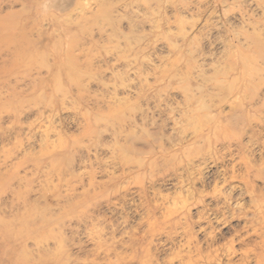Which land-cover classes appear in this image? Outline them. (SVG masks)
Returning a JSON list of instances; mask_svg holds the SVG:
<instances>
[{"label":"rangeland","instance_id":"obj_1","mask_svg":"<svg viewBox=\"0 0 264 264\" xmlns=\"http://www.w3.org/2000/svg\"><path fill=\"white\" fill-rule=\"evenodd\" d=\"M35 2L24 0L23 10L0 0L3 13L23 10L27 37L52 69L36 91L20 80L24 93L0 102V264H179L196 258V246L222 259L232 249L237 260L246 243L235 234L257 240L248 220L264 180L248 189L236 152L219 164L202 152L188 165L196 150L183 115L187 98L194 108L225 98L216 85L237 78L244 88L242 65L230 60L264 56V0H68L61 8L46 0L45 12H71L52 23L35 20ZM83 8L87 20L75 23ZM70 44L73 75L67 64L54 69L51 55L63 58ZM254 93L246 115L221 108L225 119L252 120L231 129L245 131L244 155L259 169L264 88ZM119 129L122 160L110 153Z\"/></svg>","mask_w":264,"mask_h":264},{"label":"bare ground","instance_id":"obj_2","mask_svg":"<svg viewBox=\"0 0 264 264\" xmlns=\"http://www.w3.org/2000/svg\"><path fill=\"white\" fill-rule=\"evenodd\" d=\"M9 1H12V3L19 2L21 6H23L24 10V0ZM44 3L46 5V0H36V2L31 6L32 14H34V18L38 23L41 21L40 17H45L47 21L52 23L71 15V12L68 14H61L60 12L54 13L52 11L45 12L41 8ZM67 3L68 0H59L58 4H55V6L53 7L61 8L62 5H66ZM23 10L20 12V14L17 15L11 12L3 13L0 9V102L2 103V105H4L2 101L7 100L11 95L20 97L24 93V90H20V86L26 85L25 82L27 81L28 85H26V89H29V87H31L33 90L36 91V89H38L37 84L39 82L44 81L49 75H51L50 73L52 72V69H50V67L48 66V61L39 57L40 54L36 53L34 47L31 45L32 42L27 37V21L19 20L20 16L22 17L24 14ZM88 13V9L83 8L79 17H77V21L75 20V23L87 20ZM252 44L256 43L252 41ZM68 46L65 51L66 56H64L63 58L61 57L59 52H53L51 54L53 57L52 65L54 69L60 71L63 65L67 64L69 68V71L66 72L67 75H73L77 71V63L76 59H74V56L72 54L73 46L71 44ZM118 56L119 55H117L116 57ZM119 57L122 58L124 57V55L122 54ZM231 59L232 60L230 61L236 64L240 62L242 65V71L240 73V76L241 81H243L244 88H242V84L240 83V85L236 87L235 81L238 79L235 78V80H233L232 83L228 86H219L220 84L216 85V89L226 94V97L223 99L219 98L216 101H213V99L210 98V104L205 107L203 106L194 108L192 107L193 103H195L193 102V99H186L187 105L183 116L186 120H188V123L192 122L191 126L189 125L191 129L193 128L191 135V145L195 146L196 150L192 151V148H189V150L191 151V155H188L187 164L191 165L193 162V158L199 157L200 153L202 152V154H208L210 160H212L215 164L221 163L226 155L232 156V154L236 152L234 155H238L237 164H243L244 168L241 180L243 181L244 185L248 187V189H251L253 188L250 184L252 179L264 180V165L259 169H254L248 163L249 159L246 157V155H244V151L247 150V145L242 143V137L245 131H242L240 133L234 132L231 128L235 126H240L241 124H243L244 126L246 123L247 128H249L251 124L250 122H252V120L249 119L248 121H245V118H240L239 116L235 117L233 120L225 119L223 118V111L221 107L224 105H228V107L230 108L228 112L229 115H233L236 112H242V114L244 112L246 115L248 113V110H251L255 107L254 105L257 95H255L256 93H254V90L258 91L264 88V56L261 55L259 58H255L250 61L247 60L246 57H241V55L236 59ZM22 60L23 64H20L19 62ZM27 60L30 61V66H26ZM43 69L46 73L45 76L41 74V71ZM11 76H14L13 84H11L10 82ZM52 79L54 80L56 79V77L53 76ZM20 80H24L25 82L21 83ZM245 81L247 82V84L245 83ZM247 91L252 92L253 94L246 95L245 92ZM241 92L246 95L243 99H240V97H236L238 94L241 95ZM2 108H4V106H2ZM261 109H264V101L261 106ZM106 116L111 118L110 115L106 114ZM222 118L225 120L223 121ZM0 120H2V115H0ZM257 124L261 126L262 122L258 121ZM184 131L187 132L186 130ZM123 132L124 131L119 129V131L114 135L115 144L111 149L110 153L112 154V156H116L115 159L122 160L121 154L123 146L119 145V141L120 139H122ZM254 136L255 133L254 131H252L249 136V141L252 142ZM128 138L131 139V143H134V140L136 141L134 132L131 129L128 131V134L126 136V139ZM200 143H202L201 146L196 145ZM159 148V152L162 154V156H164V158L170 156L169 151L165 150L162 146H159ZM164 151L168 152V154L164 153ZM126 162L128 163L130 161L123 160V163ZM141 164L142 163H140V161H136V166L138 168L143 165ZM234 167L235 166H231V170H233ZM89 176L90 180L92 181L94 175L91 173ZM233 178H235L234 175L231 176V179ZM251 191L254 193L252 189ZM259 197H257V202H255V211H253L252 213L253 218L248 220L247 215L245 216V219L248 220L249 225L252 228L253 234L257 236V240L246 242L248 240L249 235L248 231H245V235H240L239 233H236L235 235L238 238V241L240 243H246L245 247L241 249L240 256L237 260L233 261L232 256L236 252L232 249H228L226 254H224L225 258L222 259L217 256L204 255L200 247L196 246V258H188L187 261L180 260L179 264H264V198L262 196ZM224 201L228 202L225 197ZM198 204H202V201L200 200ZM220 209L222 210L223 207L217 208L216 212H219ZM247 228V223H245L243 229L247 230ZM231 243H233V239ZM174 260L175 258L169 259L166 263L173 264ZM223 260H225L226 262ZM20 262L16 261V263ZM21 264H31V260H26L24 263Z\"/></svg>","mask_w":264,"mask_h":264}]
</instances>
